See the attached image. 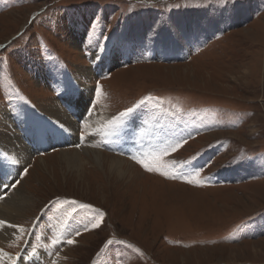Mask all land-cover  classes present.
<instances>
[{
    "label": "rangeland",
    "instance_id": "1",
    "mask_svg": "<svg viewBox=\"0 0 264 264\" xmlns=\"http://www.w3.org/2000/svg\"><path fill=\"white\" fill-rule=\"evenodd\" d=\"M22 108L78 139L8 178L36 204L5 264H264V0H0L1 119ZM130 110L129 151L82 126ZM87 139L122 175L75 159Z\"/></svg>",
    "mask_w": 264,
    "mask_h": 264
},
{
    "label": "bare ground",
    "instance_id": "2",
    "mask_svg": "<svg viewBox=\"0 0 264 264\" xmlns=\"http://www.w3.org/2000/svg\"><path fill=\"white\" fill-rule=\"evenodd\" d=\"M111 58L112 54H108L107 57H105L106 60H110ZM119 75L117 74L115 79H110L106 82V84L111 81L113 83V80H116ZM71 82L77 86V81L75 79H71ZM42 110L45 113H48L47 115L50 116L49 119H47L40 112L33 113L28 110H24L23 108L20 113H16L14 111L13 114L7 110L4 111L3 109V119H1L0 116V120H2L0 121L2 127L4 128L5 124H11V121L14 122V125H18V127L14 126L13 132L11 134H5V132L0 128V187L1 185L5 184L7 180H9L8 178L14 177L15 168L26 162L28 155L38 151L42 146L47 145L49 142L59 143L62 140H65L66 137H68L69 140L72 139L74 142L76 139H78V134L75 135V131L77 130V122L72 118V116L66 114L65 118L61 117V115L55 117V113L61 114L62 111H55L53 109L46 108ZM192 113L193 112H191V114ZM177 114L180 115L178 112ZM19 115L22 117H19ZM212 121V123L216 124V121ZM82 126L87 129V132L91 131V133L94 134V137L100 142H116L118 144L124 145L128 151L133 149L136 145V143L134 141V143H132L129 138L130 133H133L132 124L124 121V119H114V116L110 115L109 112L99 114L96 116V118L95 115L91 114V117L87 119ZM25 127L32 128L29 129L28 138H26L25 135H22L21 129ZM34 130L39 131V133H36ZM86 144L89 146L86 148L85 146H82V148L80 147L78 150L79 153L75 159H82V154H80V152L86 153L88 157H90L92 154L97 161V165L99 166L102 165L101 162L103 158L112 159L109 163L108 170L122 175L123 171L120 169V165L121 162H124L125 160L105 155L99 149H91L92 146L97 144L91 139H87ZM64 156L66 157L65 153ZM77 160H75V162H78ZM68 161L69 164L73 163V161ZM134 168L136 167L134 166ZM33 198L34 196L31 192H28V195H26L24 192L20 191V187L19 189L13 188L11 193L7 192L5 197L0 200V222H6L7 224L21 228L22 226L18 225V221L27 220L30 213L35 209L34 205L36 204V200H33ZM4 233H7V235ZM16 235L17 233L15 232L14 228H0V246L3 245L6 239L13 238ZM0 253H2V255H0V264H5V259L8 254H6L1 248ZM25 259H27V257H22L18 264H42L41 258L38 255L31 260L27 259L26 262ZM53 264H61L60 256L54 259Z\"/></svg>",
    "mask_w": 264,
    "mask_h": 264
},
{
    "label": "snow or ice",
    "instance_id": "3",
    "mask_svg": "<svg viewBox=\"0 0 264 264\" xmlns=\"http://www.w3.org/2000/svg\"><path fill=\"white\" fill-rule=\"evenodd\" d=\"M130 112H131V110L129 112L121 113L120 117H118L117 119L119 120V119H123V118L128 117ZM165 154H170V153H165ZM155 159H160V157H156ZM144 160H145L144 157H140V158L134 159V162L138 163L140 165V167H142L145 171H148V172L152 171L153 169L151 167H149L147 163L143 162ZM158 174L164 175L163 172H159ZM165 178H169V177L166 176ZM185 182H188V181H185ZM197 186H199V185H197ZM0 199H2V197H0ZM68 203H75V202L69 201ZM81 207H85V206L81 205ZM92 211H95V210L93 209ZM98 218H99V220H102L103 214L102 213L98 214ZM96 226L98 227L99 224L97 223ZM0 228H4V229L14 228L16 233H23L24 232L23 229H21L17 226H14V225L7 224L6 222H0ZM4 234L7 235V233H4ZM66 242L71 245L73 242L72 238H70V237L66 238ZM109 243H111V242H109ZM0 255H2V253H0Z\"/></svg>",
    "mask_w": 264,
    "mask_h": 264
},
{
    "label": "trees",
    "instance_id": "4",
    "mask_svg": "<svg viewBox=\"0 0 264 264\" xmlns=\"http://www.w3.org/2000/svg\"><path fill=\"white\" fill-rule=\"evenodd\" d=\"M172 103H174V102H172ZM202 120L204 121V120H205V118H202Z\"/></svg>",
    "mask_w": 264,
    "mask_h": 264
}]
</instances>
